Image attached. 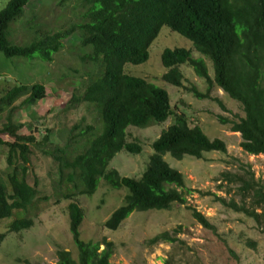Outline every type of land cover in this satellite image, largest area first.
Returning a JSON list of instances; mask_svg holds the SVG:
<instances>
[{"label":"trees","instance_id":"16d2710c","mask_svg":"<svg viewBox=\"0 0 264 264\" xmlns=\"http://www.w3.org/2000/svg\"><path fill=\"white\" fill-rule=\"evenodd\" d=\"M30 2L7 0L0 9V84L7 75L14 78L11 88L0 89V146L8 149L0 166V245L5 230L16 234L32 228L27 214L38 201L68 202L76 251L57 250L56 264H111L112 242L81 239L85 215L78 197L92 200L101 182L113 191L125 189L122 205L104 224L113 232L134 213H168L187 204L184 177L164 158L201 159L210 152L225 154L226 147L219 139L209 140L199 126L189 128L181 117L150 145L140 178L108 169L119 153H142L137 141H127L129 126L146 128L172 114L156 70L162 85L178 88L188 84L179 71L187 65L208 92L220 88L241 106L243 117L235 122L218 116V121L240 134L244 152L264 156V0H39L34 11ZM18 25L21 34L15 31ZM189 42L210 69L203 59L191 57ZM54 89L70 93L62 118L83 106L90 121L82 116L71 125L57 122L31 133L32 121L21 120L22 114L28 117ZM189 92L209 99L194 86ZM37 159L47 160L46 187L34 170ZM219 175L228 185L236 180L241 199L240 204L219 199L221 205L251 218L264 233V183L249 171ZM187 208L198 224L214 230L202 214ZM181 229L160 233L149 244L175 248Z\"/></svg>","mask_w":264,"mask_h":264},{"label":"rangeland","instance_id":"374dc122","mask_svg":"<svg viewBox=\"0 0 264 264\" xmlns=\"http://www.w3.org/2000/svg\"><path fill=\"white\" fill-rule=\"evenodd\" d=\"M6 1L0 0V9ZM38 3L39 0H31L28 8L37 10ZM15 31L21 34L19 25L15 26ZM170 43L173 42L166 41L164 45ZM157 64L154 61L153 67ZM51 67L53 68L52 64ZM136 70L142 78L143 69ZM180 71L188 84L183 82L179 88L162 85V82L156 78L159 72L155 71L158 87L169 95L172 114L156 129L128 128L127 141L129 143L137 141L142 153L135 156L119 153L111 161L110 167L120 176L140 178L148 157L152 154L150 145L162 129H166L174 122L175 114L182 112H185L184 116L193 119L190 121L192 125L202 126L209 140L219 139L224 142L226 153L210 152L204 154L201 159L184 157L180 162L165 157L166 163L184 177L188 192L182 191V193L187 204L174 205L168 213H157V211L145 214L134 213L135 215L123 221L114 233L105 231L103 224L122 205L123 196L127 192L125 189L113 191L101 183L96 190L97 194L92 195L93 201L85 197L76 199L85 215L80 226L81 239L94 243L103 239L112 242L114 254L110 259L111 264H164L165 260H169L170 264H264V233L251 218L222 206L218 201L223 199L229 203L233 200L240 204L241 200L236 195L238 185L236 180L232 185H228L223 182L220 173L229 172L235 175L249 171L254 175V180L260 179L264 183V156H252L244 152L240 147L242 142L240 134L233 133L230 125H222L218 121V116H221L237 122L243 117L241 106L229 99L216 86L208 92L206 82L197 78L189 67H181ZM13 82L14 78L7 75L6 83H1L0 89L3 86H6V89L11 88ZM190 85L194 86L199 94L208 93L209 99H198L189 92ZM69 95V92L54 89L53 93H47L44 101L32 107L28 117L27 114H22L21 120L32 121L31 133H36L35 128L39 131L52 128L57 122L71 125L82 116L90 121L89 113L83 106L72 110L63 118L60 116L69 100ZM217 101L224 106V111ZM49 108L54 112L49 113ZM7 151L6 147L0 146V166L3 165ZM39 159L35 162L34 170L40 178V183L46 187L48 184L46 173L49 167L46 159L44 161ZM67 204L68 202H63L56 205L52 200L38 201L36 207L27 214L32 219V228L16 234L7 233L5 230L3 233L6 234V238L0 245V264H56L57 250L63 248L67 251H76L68 231L69 221L65 211ZM187 207L202 214L214 230L205 229L198 224ZM1 225L0 231H3L4 225ZM179 226L182 228L178 235L181 243H175V248L168 243L149 244L151 238Z\"/></svg>","mask_w":264,"mask_h":264},{"label":"clouds","instance_id":"9594fccd","mask_svg":"<svg viewBox=\"0 0 264 264\" xmlns=\"http://www.w3.org/2000/svg\"><path fill=\"white\" fill-rule=\"evenodd\" d=\"M187 49H189V50H191V57L192 58H194V59H196V58H201V59H203L205 62H206V65H207V68H208V66H210V64H209V62H208V60H207V58L206 57H204L203 55H201L198 51H196L194 48H193V46H192V44H191V42H189V45L186 47ZM195 55H196V57H195ZM184 66H187V65H181L180 67H179V69L181 68V67H184ZM188 67V66H187ZM190 68V67H189ZM190 69H192V68H190ZM180 71V70H179ZM192 71H193V69H192ZM194 73V72H193ZM197 78H199V77H197ZM199 79H201V78H199ZM179 88V87H178ZM219 90H221L220 88H218ZM233 101V100H232ZM222 110V109H221ZM173 110H172V107H171V112H172ZM185 114V112H182V114H175V119H174V122L172 123V124H170V125H168L167 126V128L166 129H162L161 131H160V133H159V136L156 138V139H158L160 136H161V134H162V132H164V131H166L168 128H170V127H172V126H174V123H175V121H176V118L177 117H181V118H183L184 119V122L185 123H187V125H188V127L189 128H193V127H195V126H199L201 129H202V126L201 125H192L191 124V122L190 121H193V119H189V117L187 116V115H185L184 116V114ZM171 115H169L168 117H167V119L166 120H164L163 122H161V123H156V124H152V125H150V126H148V127H146V128H137V127H133V126H129L128 128H133V129H144V130H149L150 128H154V129H156V127H158V126H162L167 120H168V118L170 117ZM202 124V123H201ZM127 128V129H128ZM126 133H127V131H126ZM204 133V132H203ZM233 133H238V132H233ZM205 134V133H204ZM155 139V140H156ZM118 155V154H117ZM117 155H115V157L117 156ZM140 155V154H139ZM135 156V155H134ZM114 157V158H115ZM150 157V156H149ZM187 156H185V158H186ZM113 158V159H114ZM112 159V160H113ZM111 160V161H112ZM111 161L109 162V166H108V169L109 170H114V169H112L111 167H110V165H111ZM116 171V170H115ZM144 172V171H143ZM119 174V173H118ZM121 177H123V176H121ZM123 178H128V177H123ZM131 179V178H130ZM135 179H138V178H135ZM101 183H103V182H101ZM101 183H99V185L101 184ZM115 212V211H114ZM158 213V212H157ZM113 214V213H112ZM111 217V216H110ZM109 220V219H108ZM108 220H106V221H108ZM84 221V220H83ZM106 221L104 222V224L106 223ZM83 223V222H82ZM103 224V225H104ZM103 228H104V230L105 231H107V232H110V233H114V232H116V231H110V230H108V229H106L104 226H103ZM106 240V239H105ZM103 241V240H102ZM101 241V242H102ZM101 242H96V243H101ZM103 249V246H100V250H102Z\"/></svg>","mask_w":264,"mask_h":264}]
</instances>
